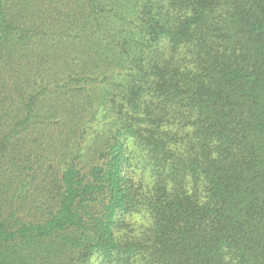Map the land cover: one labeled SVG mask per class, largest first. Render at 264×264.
I'll list each match as a JSON object with an SVG mask.
<instances>
[{
  "label": "trees",
  "instance_id": "16d2710c",
  "mask_svg": "<svg viewBox=\"0 0 264 264\" xmlns=\"http://www.w3.org/2000/svg\"><path fill=\"white\" fill-rule=\"evenodd\" d=\"M0 264H264V0H0Z\"/></svg>",
  "mask_w": 264,
  "mask_h": 264
},
{
  "label": "clouds",
  "instance_id": "9594fccd",
  "mask_svg": "<svg viewBox=\"0 0 264 264\" xmlns=\"http://www.w3.org/2000/svg\"><path fill=\"white\" fill-rule=\"evenodd\" d=\"M137 219H139V218H137Z\"/></svg>",
  "mask_w": 264,
  "mask_h": 264
}]
</instances>
